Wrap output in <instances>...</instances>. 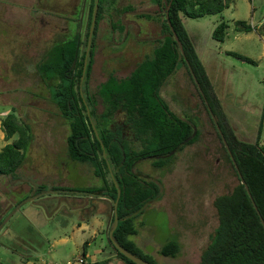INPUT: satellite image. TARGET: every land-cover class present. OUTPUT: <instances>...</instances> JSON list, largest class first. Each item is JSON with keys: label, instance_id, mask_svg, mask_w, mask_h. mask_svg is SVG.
<instances>
[{"label": "rangeland", "instance_id": "374dc122", "mask_svg": "<svg viewBox=\"0 0 264 264\" xmlns=\"http://www.w3.org/2000/svg\"><path fill=\"white\" fill-rule=\"evenodd\" d=\"M89 1L79 0L78 4L54 7L45 5L43 10L48 8L55 13L50 14L51 19L56 18L59 11V14L69 15L70 22H73L74 17L79 21L85 16ZM100 2L106 8L103 16L107 21H99L93 38L94 61L87 81L90 90L109 73L126 75L140 58L139 54L144 52L142 57L148 55L151 49L150 42L141 43L135 39L138 25L127 20L137 18L144 22L142 17H136L133 10H152L150 0ZM126 4L132 7L127 6L121 11L120 8ZM252 4L255 6L253 10ZM22 7L21 13L28 16L25 22L27 28L21 33L22 40L26 39L22 46L24 51L12 35L16 30H6L1 33L3 36L0 34V114L2 110L7 112L12 107L20 118L30 124L31 139L23 162L16 169V176L0 174V218L10 212L12 208L2 216L13 199L21 201L20 206L0 226V241L11 246L0 245V264H88L103 255L100 251H94L105 242L102 227L97 223L101 213L93 212L87 221L91 223L90 228L94 229L86 248L89 256H83L81 244L90 229L81 231L74 223L83 222L80 218L82 215L90 217L91 207L99 204L85 203L84 198L72 201V196H79L75 193H67L66 198L60 191L39 192L50 189V184L83 187L97 185L101 180L92 173L89 164L70 160L66 156L67 125L61 117L52 115L53 112L56 114V109L47 100V88L33 69V63L56 33H52L54 29L46 23V15L31 12V6H28L29 10ZM5 8L6 5L0 4V13ZM259 11L264 13V0H233L218 13L199 17L181 16L187 31L193 33L198 29L200 33L202 44L197 43V50L206 66L212 90L218 100V109L236 136L246 141H253L258 129L259 140L264 141V24L259 26L260 22L256 27L252 25L249 31L239 32L233 26L236 19L256 24L260 17ZM220 18L225 19L228 25L224 39L217 41L210 33ZM116 19L126 22V34L112 31L109 22ZM53 23L61 27L62 32L65 31V19L59 18ZM140 26V30L148 32L146 34L150 38L158 35L159 26L156 23ZM83 31L84 25L81 26L82 34ZM141 33L137 32V37ZM231 51L247 56L252 61L232 55L229 53ZM20 57L23 58L22 62H16ZM16 66H20L19 70ZM18 74L22 76V82L14 78ZM26 89L35 93L30 94ZM41 95L45 99L39 98ZM160 95L178 115L193 116L199 133L195 141L185 144L174 154L167 166L154 167L149 159L136 163L135 169L141 175L160 180L161 196L148 201L134 219L137 232L129 238L156 262L197 264L200 251L217 223L212 199L216 194L228 191L236 182V176L184 66L170 76L161 87ZM97 109H100L99 104ZM116 119L120 121L122 116L118 114ZM2 133L0 128V146L5 142ZM12 138L14 135L7 141ZM38 186L42 190L34 192ZM79 205L85 206V210L81 211ZM8 231L15 234H12L14 237L9 234L13 238L6 234ZM170 239L179 243L178 252L173 257L161 255L159 246ZM25 245L41 253L23 260L20 254L26 250ZM79 257L84 259L83 262L78 260Z\"/></svg>", "mask_w": 264, "mask_h": 264}, {"label": "trees", "instance_id": "16d2710c", "mask_svg": "<svg viewBox=\"0 0 264 264\" xmlns=\"http://www.w3.org/2000/svg\"><path fill=\"white\" fill-rule=\"evenodd\" d=\"M150 1L157 4L160 10L169 2V23L181 42L185 57L264 220V141L259 140V129L253 141H246L238 138L226 123L224 115L218 109V100L203 63L180 18V15L199 17L218 13L232 0ZM93 5L94 0H90L85 16L81 21H78V18L75 20L74 32L53 41L35 62L34 68L38 77L47 83L49 101L67 125V158L89 164L92 173L99 177L101 182L83 187L59 184L49 187L71 194L103 195L112 202L116 196L115 181L120 191L116 201L118 220L112 231L113 238L127 250L153 264H172L156 262L129 238L137 232L134 219L148 201L161 196L160 180L141 175L135 165L142 159H149L154 167L167 166L178 150L197 139L199 132L196 119L193 116L178 115L160 95V88L167 77L180 66L185 67L190 80L195 87L196 85L161 11L158 14L162 16L159 26L160 38L150 53L137 60L126 75L116 76L109 73L90 90L87 81L95 51L93 38L98 21L106 9L100 0H97L90 45L85 54ZM127 6L132 7L126 4L120 10L123 11ZM136 15L145 18L152 16L150 13ZM116 20L111 27L122 30L123 24L119 19ZM227 25L225 19L217 20L211 29V37L222 41ZM233 27L236 31H249L252 25L236 19ZM229 53L252 61L247 56L232 51ZM197 92L215 128L198 89ZM118 114L122 116L120 121L116 119ZM0 128L4 139L15 135L0 147V174L15 177L16 169L22 164L27 144L31 139V128L13 108L0 116ZM193 130L194 133L190 136ZM220 142L236 176V182L228 191L216 194L212 199L217 223L209 235L208 242L200 251L197 264H264V229L221 139ZM41 190L42 187L38 186L34 192ZM111 221L112 214L110 223ZM109 245L125 264H136L116 250L110 241ZM178 249L179 243L170 239L159 246L158 252L173 257ZM101 263L102 260H98L90 264Z\"/></svg>", "mask_w": 264, "mask_h": 264}, {"label": "crops", "instance_id": "0c3cea01", "mask_svg": "<svg viewBox=\"0 0 264 264\" xmlns=\"http://www.w3.org/2000/svg\"><path fill=\"white\" fill-rule=\"evenodd\" d=\"M233 1V0H232ZM68 3H71V4H78L79 3V0H0V4H4V5H6L7 6V8H5V11L3 12H1L0 13V34L2 33V32H5L6 30H9V31H13V30H16V31H14L13 33H12V35H13V37L15 38V41H16V43L18 44V46H20V49H22L23 50V48H22V46H24L25 45V43H26V39H24V40H22V36H21V33H22V31L24 30V29H26L27 28V24L25 23V22H27V19H28V16H25V14H22L21 13V7L22 6H24V7H22V8H27L28 10L30 9V10H32L31 12H41L43 15H46L45 16V20H46V23H48L49 25H51L52 26V28L54 29V31L52 30V33H56L55 34V36L53 37V39L50 41V43L48 44V46L43 50V52H42V54L40 55V57L38 58V59H40L41 58V56L43 55V53L45 52V50L52 44V42L53 41H55V40H57V39H59V38H61V37H64L65 35H70V34H72L73 32H74V30H75V20L77 19V18H73V22L71 21L70 22V20H69V18H70V16L68 15V16H65V15H63V14H59L60 12L58 11L57 12V14H56V18H50L49 16H50V14H55L54 12H51V11H49V9L47 8V10H43V6H45V5H49L50 7H54V6H60V4L61 5H64V4H68ZM28 6H31L30 8L28 7ZM49 7V8H50ZM255 8V6H254V4H252V10ZM149 11H152V13H150L152 16L150 17V18H145V17H142V16H137L136 15V17H142L145 21L143 22V21H141V20H137V18H128L127 20L128 21H131V22H133V23H135L136 25H138L137 26V31H136V33H135V39L137 40V41H140L141 43L144 41V43H148V42H150V46H151V49H152V47L157 43V40L160 38V34H159V29H158V35H156L154 38H150L149 37V34L147 35L146 33H148V32H144V31H142V30H140V25H145L146 27H147V24L149 25L150 24V22H154V23H156L157 24V26H160V21H161V19H162V16H160V15H158L159 13H161V11H160V8H159V6L157 5V4H155V3H152V10H149ZM30 12V13H31ZM133 12H135L134 14H137V13H142V12H136V10H133ZM27 14V13H26ZM31 14H33V13H31ZM181 16L182 15H180V18H181ZM259 20L257 21V23L256 24H251V25H253L254 27H256L260 22V24H259V26L260 25H263L264 24V13H262V11H259ZM59 18H63V19H65V21H66V23H67V25H66V27H65V31H61V27H58L57 26V24H54L53 22H55L57 19H59ZM72 19V18H71ZM103 19V21H107V19L103 16V17H101L100 18V20H102ZM82 20V18H80L79 19V21H81ZM99 20V21H100ZM99 21H98V23H99ZM110 23V26H111V24H113V21H110L109 22ZM120 23L121 24H123V29L122 30H119V28L117 27V28H115V29H113L112 27V31L114 32V30H117V31H120V32H122V34H126V32H127V26H126V22L125 23H122L121 21H120ZM141 23V24H140ZM250 24V23H249ZM72 25V26H71ZM55 26V27H54ZM97 26H98V24H97ZM258 26V27H259ZM26 27V28H25ZM260 28V27H259ZM186 29V28H185ZM226 30V29H225ZM140 31L142 32L141 34H139V36L137 37V32L138 33H140ZM187 31V30H186ZM236 31V30H235ZM236 32H239V31H236ZM24 33V32H23ZM187 33H188V35H189V37H190V39H191V41H192V44H193V47H194V49H195V51H196V53H197V55H198V57H199V59L201 60V62H202V59L200 58V56H199V53H198V50H197V43L200 45V44H202V42H201V40H200V33L198 32V29H196L195 31H193V33H190L189 31H187ZM225 33H226V31H225ZM25 34V33H24ZM15 35V36H14ZM237 34H233V36H236ZM1 36H3L2 34H1ZM25 37H26V34H25ZM122 38L124 37V35H122L121 36ZM24 49L26 50V48L24 47ZM150 49V50H151ZM150 50H149V52H150ZM24 51V50H23ZM17 53V52H16ZM18 54H20V51H18ZM144 54V52H142V53H140L139 55H140V58H142V55ZM4 60H6V58L5 57H2ZM139 58V59H140ZM23 59V58H22ZM22 59H21V57H20V59H18V60H16V62H18V63H20V62H22ZM37 59V60H38ZM139 59H137V60H139ZM36 60V61H37ZM35 61V62H36ZM93 61H94V57H93ZM35 62L33 63V69H34V71H35V68H34V66H35ZM203 63V62H202ZM135 64V63H134ZM203 66H204V68H205V71H206V74H207V76H208V78H209V75H208V73H207V69H206V66H205V64L203 63ZM133 67V66H132ZM181 67V66H180ZM16 68H17V70H19V68H20V66H16ZM179 68V67H178ZM178 68L177 69H175L170 75H169V77H167V79H166V81H165V83L168 81V79L170 78V76L171 75H173L177 70H178ZM130 71V70H129ZM36 73V72H35ZM36 75H37V73H36ZM37 77H38V75H37ZM14 78L18 81V82H22V80H21V78H22V76L20 75V74H18V75H16V76H14ZM38 79L46 86V91H47V100L49 101V97H48V85H47V83L46 82H44L43 80H41L39 77H38ZM209 80H210V78H209ZM164 83V84H165ZM163 84V85H164ZM162 85V86H163ZM161 86V87H162ZM161 89V88H160ZM27 91H29L28 89H26ZM32 92V93H31ZM29 93L30 94H34L35 92H33V91H29ZM36 94H38V93H36ZM38 95H40V94H38ZM42 96V95H41ZM39 97V96H38ZM39 98H43V99H45V97H39ZM50 102V101H49ZM10 108H12V107H10ZM15 111V110H14ZM4 113H6V111H4V110H2V112H1V116H2V114H4ZM55 112H53L52 113V115L53 116H56V115H58V113H57V110H56V114H54ZM17 114V113H16ZM18 115V114H17ZM19 116V115H18ZM59 116V115H58ZM183 116V115H182ZM20 117V116H19ZM60 117V116H59ZM24 121H26V120H24ZM26 122H28V121H26ZM29 124V123H28ZM30 125V124H29ZM31 128V127H30ZM13 136V135H12ZM11 136V137H12ZM1 137H3V133H2V135H1ZM11 137H9L8 139H3V140H5V142H7V140H9ZM14 137H15V135H14ZM13 139V138H12ZM11 139V140H12ZM4 142V143H5ZM3 143V144H4ZM2 144V145H3ZM1 147V146H0ZM51 185V184H50ZM48 188H50V187H48ZM51 189V188H50ZM59 192V191H58ZM44 193V192H43ZM51 193V192H50ZM60 193H62V194H64L63 196L64 197H68V196H66L67 195V193H64V192H60ZM69 195V194H68ZM84 198V202L85 203H89V204H94V203H97V204H99L97 207H91L92 208V210H90L89 211V214L91 215L90 217H86L87 215H82V216H80V218H81V220L83 221V222H81V223H79V221L77 222H75L74 223V226H76L78 229H80L81 231H84L85 229H87V228H89L90 230V232L89 231H87V234H89V235H87V237H85L86 239H84L83 241H82V244H81V250H82V253H83V256L84 257H86V256H89L90 254L89 253H87V245L89 244L88 243V239H89V237L93 234V228H90L91 227V223L90 224H88L87 223V221L93 216V212H100L101 214H100V217H101V219L99 220V222H97L99 225H101V230L103 231V235H104V238H105V242H103V246H99V248H95L94 249V251H100L103 255H102V257L100 258V259H97V260H92V261H89L88 262V264H90L91 262H93V261H98V260H102V263L101 264H125L121 259H119L115 254H114V252H113V250H112V248H111V246L109 245V241H108V238H107V230H108V228H109V226H110V216H111V214H112V210H111V201H110V199L109 198H107L106 196H103V195H100V196H91V195H88V194H79V196H72V201L74 200H76V201H80L81 199H83ZM17 201L15 200V199H13V201L11 202V204H10V206L9 207H7L4 211H3V213H2V216L8 211V209L9 208H11L15 203H16ZM84 203V204H85ZM20 206V205H19ZM18 206V207H19ZM80 206V209H81V211H83V210H85V206H82V205H79ZM17 207V208H18ZM86 213V212H85ZM8 236H9V234L10 235H12L13 233H11V232H7L6 233ZM13 235H15V234H13ZM12 235V236H13ZM10 238H13V237H11V236H9ZM22 240V239H21ZM134 241V240H133ZM83 242H85V244L83 245ZM135 242V241H134ZM22 243H23V240H22ZM106 243V244H105ZM136 243V242H135ZM137 244V243H136ZM0 245L1 246H4V247H11L10 245H7V243H4V242H2V241H0ZM138 245V244H137ZM25 247V251L24 252H22L20 255H21V259H23V260H28L29 258H30V255L32 256V257H34V256H36V255H38V254H40L38 251H36L35 249H33V248H31V247H28L27 245H25L24 246ZM26 247H28V249L26 248ZM29 251L31 252V253H29ZM81 258V257H80ZM82 260H81V262H83V258H81ZM103 259L105 260L104 262H103Z\"/></svg>", "mask_w": 264, "mask_h": 264}, {"label": "water", "instance_id": "95a60500", "mask_svg": "<svg viewBox=\"0 0 264 264\" xmlns=\"http://www.w3.org/2000/svg\"><path fill=\"white\" fill-rule=\"evenodd\" d=\"M96 5H97V0H94V5H93V9H92V14H91V20H90V23H89V28H88V33H87V39H86L85 54L87 53L88 47H89V45H90V37H91V33H92V29H93V25H94ZM168 6H169V2H167V4L165 5V7H164L163 9H161L160 11H162V12L164 13V18L166 19V22H167V24H168V26H169V28H170V30H171L172 36H173L174 40H175L176 43H177V46H178L179 52L181 53V55L183 56V58H184V60H185V62H186V65H187V67H188V70H189V72H190L192 78H193V81H194V83H195V85H196V87H197L199 93L201 94V96H202V98H203V101H204V103H205V105H206V108L208 109V112H209V114H210V116H211V118H212V121H213V123H214V125H215L216 131H217V133H218V135H219V137H220V139H221V141H222L224 147L226 148V150H227V152H228V154H229V157H230V159H231V163H232V165L234 166L235 171H236V173H237V175H238V178H239L240 182L243 184V187H244V189H245V191H246V193H247V195H248V197H249V199H250V202H251V204H252V206H253L255 212L257 213V215H258V217H259V220H260V222H261V225H262V227H263V229H264V220H263L262 216L260 215V213H259V211H258V208H257V206H256V204H255V202H254V200H253V198H252V196H251V194H250V191H249V189H248V186H247L246 182H245V181L243 180V178L241 177V174H240V172H239V169H238V167H237V164H236V162H235V160H234V158H233V156H232V154H231V152H230V150H229V148H228V145H227L226 140H225V138H224V135H223V133H222V131H221V128H220V126H219V124H218V122H217V120H216V117H215L214 113L212 112V110H211V108H210V106H209V104H208V102H207V100H206V98H205V96H204V94H203V91H202V89H201V87H200V85H199V83H198V81H197V79H196V77H195L193 71H192L191 66H190L189 63H188V60H187L186 57H185L184 51H183V49H182L181 42L179 41V39H178L176 33L174 32V30L172 29V27H171V25H170V23H169L168 14H167ZM136 12L152 13V11H149V10H136ZM92 126H93V125H92ZM95 133H96V131H95ZM193 133H194V130L192 131V133L190 134V136H191ZM190 136H188V137H190ZM114 185L116 186V196H115V198L112 199V202H111L112 221H111V224H110V226H109V228H108V230H107V238H108V240L111 242V244L114 246V248H116V250H118V251H119L120 253H122L124 256H126L127 258H129L130 260H132L134 263H136V264H153L152 262H150V261H148V260H146V259H144V258H142V257H140V256H138V255H136V254H134V253H132L131 251H129V250H127L126 248H124L123 246H121V245H120V244H119V243L113 238V236H112V231H113V229L115 228L116 223H117V220H118V216H117V214H116V201H117V197H118V195H119V191H120V189L117 187V184H116L115 181H114ZM55 191H59V190H58V189H52V188H51V189H48V190H42V191L39 192V193H43V192H47V193H49V192H55ZM63 191H64V190H63ZM70 191H72V192H77L76 190H70ZM61 192H62V191H61ZM20 204H21V201H20V202H17L16 204H14V205L11 207L12 209H10V212H8L3 218H1V220H0V226L2 225L3 222H5V220L8 218V216L10 215V213L13 212L14 209L17 208Z\"/></svg>", "mask_w": 264, "mask_h": 264}, {"label": "built area", "instance_id": "2783aa9c", "mask_svg": "<svg viewBox=\"0 0 264 264\" xmlns=\"http://www.w3.org/2000/svg\"><path fill=\"white\" fill-rule=\"evenodd\" d=\"M78 260L81 261L82 259L79 257Z\"/></svg>", "mask_w": 264, "mask_h": 264}]
</instances>
